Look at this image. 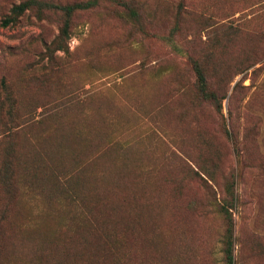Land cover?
I'll list each match as a JSON object with an SVG mask.
<instances>
[{"label": "rangeland", "instance_id": "obj_1", "mask_svg": "<svg viewBox=\"0 0 264 264\" xmlns=\"http://www.w3.org/2000/svg\"><path fill=\"white\" fill-rule=\"evenodd\" d=\"M24 1L0 0V161L14 125L17 151L45 148L79 175L115 241L71 226L78 206L59 190L0 187V264L36 250L46 264H225L232 182L235 264H264V0H99L63 51L62 13L33 6L3 25ZM194 60L221 108L199 95Z\"/></svg>", "mask_w": 264, "mask_h": 264}, {"label": "trees", "instance_id": "obj_2", "mask_svg": "<svg viewBox=\"0 0 264 264\" xmlns=\"http://www.w3.org/2000/svg\"><path fill=\"white\" fill-rule=\"evenodd\" d=\"M99 0H87L82 2L60 4L55 2H46L42 0H28L16 4L13 7V14L3 20V25L8 26L12 22L18 20L19 16L33 6L40 9H50L55 12L62 13L63 26L56 40L53 41L55 51L67 50L66 43L71 38L72 17L77 11L88 10L98 5ZM132 14L136 12L132 10ZM193 67L196 73V84L199 95L206 100L217 102L219 108L222 104L218 101V92L213 89L208 81L206 71L198 60L193 61ZM1 113V111H0ZM8 114L11 116L10 121H13V112L10 110ZM6 124V123H5ZM15 126L6 128L2 135L6 139L5 154L0 161V187L9 196L15 193L16 185H21L27 192L34 193L46 197L50 200L56 195L59 190L65 198L77 205L78 212L72 216L70 220L71 226H76L80 229L92 228L97 233L96 237L109 244L115 238L111 233L107 232L96 220H91L87 215L89 206L85 203L83 196L78 190L79 175L70 174L64 171L60 175V162L51 160L50 151L43 148L37 152L31 150L27 152L17 151V145L12 142L11 136ZM227 192L229 198L224 199L221 205V211L225 216L226 230L223 236V252L225 264H235V220L231 209L236 205L238 196L235 192L234 182L228 184ZM92 206V205H91ZM8 206L1 209L0 226L6 220L9 213ZM80 215V216H79ZM84 243H88V239H84ZM4 246L3 240L0 237V247ZM35 251L34 264H46L43 257H38Z\"/></svg>", "mask_w": 264, "mask_h": 264}]
</instances>
